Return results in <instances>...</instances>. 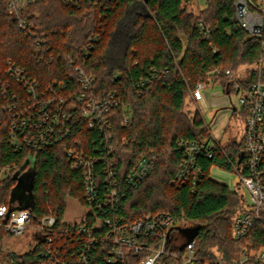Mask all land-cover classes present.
<instances>
[{
	"label": "trees",
	"instance_id": "1",
	"mask_svg": "<svg viewBox=\"0 0 264 264\" xmlns=\"http://www.w3.org/2000/svg\"><path fill=\"white\" fill-rule=\"evenodd\" d=\"M236 1L205 0L202 8L200 0H80V6L64 0H36L22 13L36 32L32 37L19 28L8 0H0V72L14 63L25 68L42 89H56L62 83L70 87V62L75 60L95 78L92 96L104 100L115 94L118 104L110 118L121 176L144 155L159 157L151 175L138 188L127 190L119 214L127 222L148 214H171L186 241L198 227L197 255L210 261H230L246 244L264 248L263 224H256L241 242L233 239V221L243 208V195L209 176L213 166L230 170L221 150L212 158L198 157L201 175L194 190L191 185L172 183L184 157L179 144L210 139L203 118L197 112H185L192 103L189 91L199 83L218 82L235 94L236 84L248 87L258 78L261 63L264 78V31L261 39H249L235 19ZM95 37L89 54H84ZM151 76L155 78L146 83ZM18 97L21 102L28 98L23 90ZM5 102L0 92V113ZM124 116L129 118L127 124ZM68 122L73 125L69 138L37 151L29 191L22 184L30 153L10 145L9 120L3 115L0 166H11L13 174L0 179V206L18 202L32 208L34 224L54 214L56 228L67 227L69 200L83 202V176L71 167L66 151L74 148L91 155L105 151L101 132L88 129L78 114ZM231 150L228 157L237 162L244 151L242 139L233 142ZM21 187L29 195L25 203L15 197ZM70 239H64L66 261L76 252ZM38 251L4 256L16 264L26 263L35 260ZM137 260L133 255L127 264ZM161 263L167 264L165 259Z\"/></svg>",
	"mask_w": 264,
	"mask_h": 264
},
{
	"label": "built area",
	"instance_id": "2",
	"mask_svg": "<svg viewBox=\"0 0 264 264\" xmlns=\"http://www.w3.org/2000/svg\"><path fill=\"white\" fill-rule=\"evenodd\" d=\"M36 0H8V8L18 18L19 28L28 36L36 32L23 17L25 9ZM67 5L80 6V0H64ZM235 19L249 39H261L264 31V0H237ZM203 28V26H201ZM207 34V33H206ZM97 37L84 48L89 50ZM71 86L62 83L58 88L42 89L40 84L23 67L14 63L0 72V92L6 98L0 113V123L4 117L9 120L8 142L16 150L29 152L28 170H34L37 151L59 144L69 138L72 126L68 120L74 115L85 120L87 128L97 129L104 135L105 151L91 155L70 148L66 157L72 168L80 170L83 176V202L79 218L70 221L66 228H56L54 214L43 216L33 223L32 208L23 207L18 202L0 206V264H16L7 261L9 253L24 256L39 248L38 257L30 262L17 264H127L129 258L137 256L136 264H264V248H254L252 244L242 245L237 257L230 261L218 258L203 259L197 255V239L188 242L184 238L180 224L171 214L163 212L148 214L132 222L122 217L118 208L127 190L138 188L155 169L159 157L154 153L144 155L123 177L114 156L115 147L110 113L118 104L115 94L97 100L91 89L95 78L88 74L75 60L70 62ZM262 63L260 75L248 87L234 86L239 106L229 104L228 113L207 123L200 109L205 125H209L212 136L209 141L181 142L184 157L172 181L178 187L195 184L200 179L201 168L197 162L200 155L213 157L214 152L222 151L219 139L230 118L245 114L243 137V159L240 164L226 156L229 171L239 177L238 190L243 195V208L233 221L232 233L235 241L241 242L251 233L256 224L264 225V78ZM220 73V70H217ZM226 75H231L226 71ZM154 76L147 79L150 83ZM210 83H199L190 90L193 104H201L208 96ZM23 90L27 101L18 99V91ZM234 94V93H233ZM232 95V94H231ZM2 115V117H1ZM129 118L124 116L127 124ZM239 160V159H238ZM11 166H0V179L13 174ZM222 170L213 166L210 178L226 184L216 173ZM226 170V169H225ZM18 173L15 172L14 175ZM227 185V184H226ZM28 238L22 251L16 250L21 240ZM72 240L74 252L71 260L63 256L64 239ZM184 246V247H183ZM13 248V249H12Z\"/></svg>",
	"mask_w": 264,
	"mask_h": 264
},
{
	"label": "rangeland",
	"instance_id": "3",
	"mask_svg": "<svg viewBox=\"0 0 264 264\" xmlns=\"http://www.w3.org/2000/svg\"><path fill=\"white\" fill-rule=\"evenodd\" d=\"M200 6L203 8L205 6V0H200ZM212 84V88L208 90V96L205 98V100L201 104H193L189 103L186 108L185 112L193 114L194 112H197L200 117H202V114L200 112L199 108H202V110H207V113L203 114L204 119L206 122L212 123L214 120L215 112L219 110V114H217L216 118H222L228 113V106L229 104H235L239 106V98L235 94H229L227 93L222 83H210ZM219 118V119H220ZM244 132V120L242 118H239V116H233L230 118L227 127L225 128L224 132H222L221 137L219 139V142L221 143L222 151L221 153L224 156H228V152H231V145L235 141H241V138L243 137ZM206 133L209 134V136H212V130L209 127V125L206 126ZM216 173L220 174L223 177V181L232 189L235 190L238 188L239 185V177L237 176V173H232L229 170H216ZM15 197H19L20 201L23 203L26 202V200L29 198V195L23 190V188H17L15 192ZM82 208L77 203L76 200L70 199L68 202V209L66 212V216L64 218V222L68 224V222H72L77 220L81 214ZM28 238H24L20 241L18 246L15 245L16 250L22 251L23 248L26 246L29 240ZM13 249V248H12Z\"/></svg>",
	"mask_w": 264,
	"mask_h": 264
},
{
	"label": "water",
	"instance_id": "4",
	"mask_svg": "<svg viewBox=\"0 0 264 264\" xmlns=\"http://www.w3.org/2000/svg\"><path fill=\"white\" fill-rule=\"evenodd\" d=\"M227 93H228V90H227ZM242 159H243V154L240 155L239 160H238V164L241 163ZM34 178H35L34 170L28 172V174L24 178V184H22L23 185L22 187H26V189L31 191L33 189V185H34ZM198 231H199L198 227H196V229L194 228L193 231H191V234L188 235V242L192 241L197 236Z\"/></svg>",
	"mask_w": 264,
	"mask_h": 264
},
{
	"label": "crops",
	"instance_id": "5",
	"mask_svg": "<svg viewBox=\"0 0 264 264\" xmlns=\"http://www.w3.org/2000/svg\"><path fill=\"white\" fill-rule=\"evenodd\" d=\"M220 112H219V110H217L216 112H215V115H217V114H219Z\"/></svg>",
	"mask_w": 264,
	"mask_h": 264
}]
</instances>
